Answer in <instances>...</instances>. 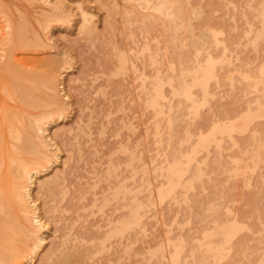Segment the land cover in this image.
Returning <instances> with one entry per match:
<instances>
[{
	"label": "rangeland",
	"instance_id": "374dc122",
	"mask_svg": "<svg viewBox=\"0 0 264 264\" xmlns=\"http://www.w3.org/2000/svg\"><path fill=\"white\" fill-rule=\"evenodd\" d=\"M52 1L59 6L50 8L45 0H0V39L13 32L8 57L31 87L25 95L37 100L34 106L23 104L25 113L52 107L39 97L45 96L48 79L57 80L47 76L53 72L52 61L61 56L67 61L58 85L66 109L49 129L59 146L54 169L61 174L62 190L57 186L53 195L57 216L43 228L44 246L64 240L91 247L88 256L82 254L84 263L83 258L77 264H174L171 243L182 238L186 248L179 259L187 264H264V114H257V105L264 104V0H181L182 8L175 0L179 11L174 5L171 10L181 15L174 16L178 24L172 18L176 28L169 18L166 27L165 16L152 10L155 0ZM82 10L89 21L82 20ZM207 54L215 61L217 80H208V92L193 85L192 104L173 92L170 83L178 86L182 76L190 81L187 70L202 65ZM18 73L13 69L7 75ZM245 74L257 86H248ZM156 75L162 79L159 112L146 104L143 87ZM16 87L0 85V95L12 107L20 103L9 94ZM248 105L247 127L235 128L231 135L222 132ZM168 117H174L171 125ZM252 127L257 129L254 139ZM202 139L204 146L199 144ZM192 150L194 159L182 182L171 195L158 199L157 189L167 185L166 168L173 156L183 159L182 154ZM119 186L126 205L131 194L144 203L140 212L145 221L123 231L122 243L110 232V237H95L94 227L107 212L127 213L126 205L111 209L116 203L112 191ZM233 216L242 226L234 239L242 240L214 260L199 249L200 238L222 222L228 226ZM218 237L215 233L213 240ZM99 238L106 245L101 246ZM21 245L18 234L6 239L4 249L12 254L6 264H22L12 252Z\"/></svg>",
	"mask_w": 264,
	"mask_h": 264
},
{
	"label": "bare ground",
	"instance_id": "6f19581e",
	"mask_svg": "<svg viewBox=\"0 0 264 264\" xmlns=\"http://www.w3.org/2000/svg\"><path fill=\"white\" fill-rule=\"evenodd\" d=\"M144 1H148V0H144ZM176 1L155 0V2L152 3L153 5L150 6L151 8H153L152 10H155L157 13H162L165 16V21L167 22L165 23L166 25L170 21H172V18H174V16L176 15L175 12L173 11L174 9L175 10L177 9L176 6L180 4L181 7V2H180L181 0H176ZM178 1L179 4L177 5ZM45 2L51 5L50 8H56L59 6L57 3L53 2L52 0H45ZM175 2H176V6L174 4ZM185 2L189 3L190 1L185 0ZM173 5L175 7H173V10H171ZM177 11H179V9H177ZM181 11L179 13H182ZM178 15L175 17L180 18L181 15L180 14ZM81 16L83 21L90 20L88 14H86V12L83 10L81 11ZM167 18L171 20L169 21V19L167 20ZM173 21L177 23L176 21L179 22V19L175 21L174 18ZM173 21L172 23L170 22V24L172 26L173 25L175 26V23L173 24ZM177 24L175 28L178 26ZM168 25H166V27H169ZM7 26H10L9 23L7 24ZM185 26H188V24H185ZM83 29L87 31L90 28L87 25H83ZM12 33H13L12 31H8L6 33L5 39H0V43L3 44V46L1 47L2 52H0V85L6 86L7 84H15L17 87L12 89V91L10 90L9 94L16 96V98L19 99L20 101V103H15V107H12L7 105L6 101L3 100L2 95H0V264H6L7 259L11 257L12 255L10 254L11 251L4 249L5 248L4 242L6 241V239L13 238L15 234L16 235L18 234V237L20 238L22 245L20 246L18 252L15 251L12 252L14 254L16 253L19 257L22 258L23 261L22 260L20 261L22 264L24 262H27V264H77L79 262H82L80 261L83 260L84 258L83 257L84 255L82 256V254L86 255L88 249L91 247L89 246L81 247L82 244H80L81 246H79L78 243H77L78 245L76 243L75 244L72 243L73 241L72 242L68 241L67 243V241L64 240H61L57 244L56 242L58 241H56L55 243L51 242L49 243L51 245L46 244L44 246L45 235L43 233V228H47L48 220L49 219L55 220L54 216L55 217L57 216L54 213V211L57 209V206L52 202L54 198L53 195L55 196L58 191L57 186L59 191L62 190V187L60 186V184L62 183L61 174L55 171L54 169L55 168L54 166L56 165L55 161H57L58 159L59 146L58 143H56L57 141L54 139V137H52V134H50L49 129L51 127L50 122L56 116L61 117L62 114L61 112L63 111L65 105L67 104V101H65L64 99L65 98L64 94H61L59 92L60 87H58V85L60 84L59 78L62 75L61 69L62 67L65 68L64 64L67 61H65V58L62 56L58 57L57 60L52 61L53 62L52 68L49 69L50 71L53 72L51 74L47 73V76H51V77L53 76L57 78V80L51 81L50 79H48V81L45 83L46 87L48 88L44 92L45 96L43 97L38 96L43 100L42 103L44 104L47 103V106L49 105L48 103H51L52 107L40 109L28 115L27 113L24 112L25 108L23 104L31 103L29 105H32L37 103V100L34 96L27 97V95H25L27 92L30 93L29 90L31 91V87L26 86L24 84L23 81L25 79V74L23 73V71H20L19 67L16 66L13 67L8 57L10 48L13 45L8 43V40L12 36ZM148 56L151 62L154 61L152 55H148ZM176 57H179V55H177ZM182 57H183L182 55L179 57L181 58L180 60H182ZM214 62L215 61L212 59L210 54H207L205 56L202 65H199L196 69H191V70L186 69L188 71V74L190 75L189 77L190 81L187 82V80L186 79L184 80L182 76L181 77L182 82L180 83L181 80H179L178 83L180 84L178 86L176 84H175L176 86H174L172 82L171 83L168 82L172 86L173 92L181 94L185 98L189 99L190 102L193 104L194 103L193 101L195 99L193 97L191 87L195 84H198L203 92H208L207 91L208 80L210 78H216L215 80H217V72L214 70ZM13 69L19 72L16 77L7 75V73L11 72ZM260 72L264 73V65H262V67L260 68ZM184 73L185 72L183 71L182 74ZM244 77L248 80V83L250 84L248 86H252V87L257 86L255 84V79L250 77V75L245 74ZM161 84H162V79L160 78V76L156 75L154 79L150 81L149 87H145L146 85H143L144 93L146 94L145 102L149 107L152 108L154 112L161 111L158 100L159 97L162 96L160 90L162 86ZM25 88H27V90ZM41 99H39V101ZM257 106H258L257 114L263 115L264 104L259 103ZM248 109H250V105H248L241 111L236 112L234 116L237 117V120L229 123L228 125L223 126L222 132H226L228 135H231V131L235 128L240 130L245 129L248 125V121L250 120L249 118L250 116L247 111ZM233 111L236 110L234 109ZM53 112L55 113L54 116L52 115ZM172 118L170 119V117H168L167 119L170 125L172 122H174L172 121L173 120ZM250 130L252 133L251 136L253 137L257 129L252 127ZM208 135L212 136L213 133H208ZM208 139L210 140L211 138ZM241 139L239 141H241ZM230 140L232 144L238 145V140L236 138L234 139L231 137ZM205 142L206 140L202 139L200 140L199 144L204 146ZM261 148L263 149L264 146H261ZM194 151L195 150H192L191 152L182 154L184 160L178 159L176 156H173L172 161L170 162V164H168L166 168L167 185L157 189L156 195L158 196V199H162L165 196L171 195L172 192L175 190L176 185L182 182L181 181L182 174L188 168V164L191 163V160L194 159ZM112 192H113L112 194L113 198L116 199L115 200L116 203L113 205V207H111V209L116 210L120 207H124L126 203L122 201V198H124L125 195L122 194L121 187L119 186L115 188V190H113ZM137 198L138 196L134 194L130 195L129 198L130 202L127 203L126 205L128 207L127 213L120 211L119 213L112 215L111 214L112 212L110 213L107 212L105 215L102 216L101 219H98L97 222L94 224V227L97 232V233L95 232L96 233L95 237L98 235L99 236L105 235L107 238L110 232L118 235L117 237L119 240H115V241H117L118 243H122L123 240L122 236H124L122 235L124 234L123 231H125L127 228L130 227L143 226L145 221L141 219L142 213L140 212V209L143 208L144 203L143 205L139 203L137 201ZM193 204H195V202ZM221 221H223V219ZM214 222L216 223V221ZM237 224H238L237 220L233 216L230 218V224L228 226L225 225V222H222L219 226L216 227L215 231L212 230L205 231L202 237L200 238L199 246H198L199 249L203 253L211 255L214 260L224 256L228 251L233 250L232 249L233 246H237L239 242L242 240L241 239L240 241H238L237 239V241H235L236 239H234V235L236 234L237 230L242 227L241 225L239 224L237 225ZM102 227H104L103 230H101ZM161 229L163 230V228ZM214 232L219 235L220 237V238L218 237L219 241L213 240V235L215 234ZM80 235H83L82 237L83 239H85V234L82 233ZM87 237L89 236L87 235L86 239ZM91 241H89V243ZM99 241L101 242L100 243L101 246H104L105 244L103 242L104 240H101L99 238ZM171 244H172V252L170 253L169 256L170 261L174 264H187L185 261L179 259V257L182 256V255L180 256V251L183 250V248L186 245V244L184 245V240L182 238H179L177 242H173ZM155 247H154V251L156 249ZM190 249L192 253L193 250L192 248ZM89 250L91 251V249ZM159 250L161 251V254L164 255V246L162 244H160ZM104 257L106 256L104 255ZM166 258L169 259L168 257ZM196 258L198 257L196 256ZM94 260L95 259H93V261ZM84 261L85 258L83 260V263ZM96 262L97 261H95V263ZM104 264H106V262Z\"/></svg>",
	"mask_w": 264,
	"mask_h": 264
}]
</instances>
